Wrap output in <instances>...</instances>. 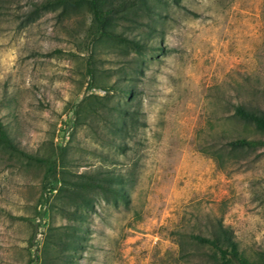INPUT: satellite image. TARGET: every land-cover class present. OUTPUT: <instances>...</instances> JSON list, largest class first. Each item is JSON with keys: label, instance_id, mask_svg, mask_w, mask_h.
I'll return each mask as SVG.
<instances>
[{"label": "rangeland", "instance_id": "rangeland-1", "mask_svg": "<svg viewBox=\"0 0 264 264\" xmlns=\"http://www.w3.org/2000/svg\"><path fill=\"white\" fill-rule=\"evenodd\" d=\"M38 1L0 0V120L56 168L0 147V264H209L189 234L217 221L248 258L264 252V145L227 144L264 139L233 115L264 108V0H148L113 26L160 46L144 52L93 39L86 5L31 14ZM96 171L121 174L125 199L66 195Z\"/></svg>", "mask_w": 264, "mask_h": 264}, {"label": "trees", "instance_id": "trees-1", "mask_svg": "<svg viewBox=\"0 0 264 264\" xmlns=\"http://www.w3.org/2000/svg\"><path fill=\"white\" fill-rule=\"evenodd\" d=\"M82 5H86L92 14L93 39L104 38L140 52L160 47L156 45L151 48L138 39L130 38L113 29L118 19L124 18L135 21V16L138 15L137 10L147 14L150 13L152 10L148 0H40L33 5L30 12L31 14H37L41 10L57 8L65 12ZM87 74L91 78L93 75L92 70L88 69ZM118 91L126 97H132V88L130 87H119ZM86 97L85 95L82 97L80 102H78V106ZM77 110L76 107L74 111L75 115H77ZM114 110L121 117L118 128L122 131L132 127L136 122L137 116L134 110H129V108L124 106H115ZM233 115L239 120L253 124L256 128L264 131V108L236 103L233 106ZM227 144L232 148L255 147L257 145H264V139L237 137L228 140ZM0 147L28 161L45 163V178L48 174L55 171L56 162L54 158L51 156L38 157L17 146L10 138L1 120ZM68 183L72 186L68 190L64 188L67 190L66 195L85 203H88L85 199V192L90 190H98L104 197L110 196L113 201L125 199V193L122 189L124 179L121 174L104 171H96L94 173L83 172L79 175L78 180L68 181ZM43 188L46 189V183L43 184ZM49 190H55V188L49 187ZM189 237L210 249L208 253L209 264H264V252H260L255 258L245 256L238 248L232 228L224 225L221 221H217L208 235L190 233Z\"/></svg>", "mask_w": 264, "mask_h": 264}]
</instances>
